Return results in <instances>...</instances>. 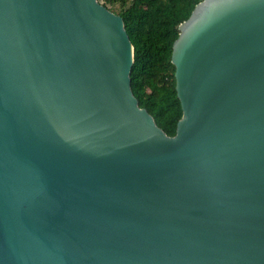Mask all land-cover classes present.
I'll return each mask as SVG.
<instances>
[{
  "label": "water",
  "instance_id": "95a60500",
  "mask_svg": "<svg viewBox=\"0 0 264 264\" xmlns=\"http://www.w3.org/2000/svg\"><path fill=\"white\" fill-rule=\"evenodd\" d=\"M171 137L99 0H0V264H264V0H202Z\"/></svg>",
  "mask_w": 264,
  "mask_h": 264
},
{
  "label": "trees",
  "instance_id": "16d2710c",
  "mask_svg": "<svg viewBox=\"0 0 264 264\" xmlns=\"http://www.w3.org/2000/svg\"><path fill=\"white\" fill-rule=\"evenodd\" d=\"M99 2L124 19L134 46L132 90L140 107L148 110L167 135L175 136L183 110L176 90L173 45L180 35V25L202 0Z\"/></svg>",
  "mask_w": 264,
  "mask_h": 264
},
{
  "label": "rangeland",
  "instance_id": "374dc122",
  "mask_svg": "<svg viewBox=\"0 0 264 264\" xmlns=\"http://www.w3.org/2000/svg\"><path fill=\"white\" fill-rule=\"evenodd\" d=\"M115 10H117V11H119V9L116 7V9Z\"/></svg>",
  "mask_w": 264,
  "mask_h": 264
}]
</instances>
